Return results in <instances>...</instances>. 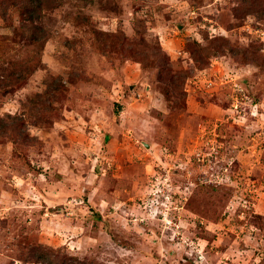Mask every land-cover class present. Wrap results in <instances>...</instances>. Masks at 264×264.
Instances as JSON below:
<instances>
[{"label": "rangeland", "instance_id": "374dc122", "mask_svg": "<svg viewBox=\"0 0 264 264\" xmlns=\"http://www.w3.org/2000/svg\"><path fill=\"white\" fill-rule=\"evenodd\" d=\"M40 2L0 0V264H264V4Z\"/></svg>", "mask_w": 264, "mask_h": 264}, {"label": "trees", "instance_id": "16d2710c", "mask_svg": "<svg viewBox=\"0 0 264 264\" xmlns=\"http://www.w3.org/2000/svg\"><path fill=\"white\" fill-rule=\"evenodd\" d=\"M243 3V6L245 7V9L247 7L252 8V11H254L255 13L258 14V12H260L263 9V4H264V0H241ZM5 3L9 4V5H13L15 7H18L19 4L23 3V8H22V15H25L26 18L24 20H29V21H34L40 14L41 11V2L40 0H5ZM2 13L3 10H1ZM39 12V13H38ZM138 23L136 24V27L138 26L141 27L143 25V22L140 21L139 19ZM102 35V34H101ZM124 39V36H122ZM149 53V52H148ZM193 55V58L195 59V62L198 63V61H203L202 56H200L199 54H195L194 52H191ZM148 60H151L152 58H154L153 62H156V66L157 69L159 71L164 70L165 68H167L166 63H168L165 59L167 58L166 53L159 48V50H152L149 55L147 56ZM149 64H151V62L148 61ZM148 64V65H149ZM201 69L204 68V65H198ZM189 75L188 71L184 72V76ZM11 84L13 85V81L11 80ZM37 101V102H36ZM39 103V100H31V110L32 112L38 113L41 116V120L40 122L43 123L44 119L46 118V116L43 114L49 112V111H53V109L49 108V106H43V102L39 103V105H42L43 107H40L39 105H37ZM41 108V109H40ZM41 111V113H40ZM15 120L12 123V126L14 128L13 132V136L15 137V140L20 139L22 142L24 143H28L29 139H28V135L26 133V131H24L25 129L22 128V126L25 124L23 123V120H19L15 117H13ZM5 127V126H4ZM5 131H7V127L5 128ZM0 138H3L2 136ZM49 252L51 251V249L48 250ZM43 256V257H42ZM50 253H47L46 255L43 253L42 255H39L38 258L36 259L37 262H42L41 264H53V262L50 259ZM58 264H65V263H58ZM78 264H88V263H81L79 262Z\"/></svg>", "mask_w": 264, "mask_h": 264}]
</instances>
